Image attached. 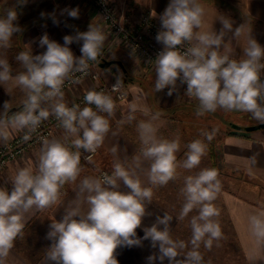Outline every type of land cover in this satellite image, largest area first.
<instances>
[{
    "label": "clouds",
    "instance_id": "clouds-1",
    "mask_svg": "<svg viewBox=\"0 0 264 264\" xmlns=\"http://www.w3.org/2000/svg\"><path fill=\"white\" fill-rule=\"evenodd\" d=\"M27 0H22L26 3ZM20 4V3H19ZM18 4V6H19ZM68 16L78 18L79 9H65ZM205 9L198 0H169L159 15L160 30L155 37L162 45L154 64L155 89H168L172 96L177 82L186 86V94L198 101L197 115L226 112L250 113L264 123V45L251 34L248 35L239 59L222 54L220 49L226 33L233 39L243 35V25L233 27L234 21L221 17L217 32L198 31L203 23ZM18 15L15 8L0 18V49H7L14 33L22 31L15 23ZM64 43L51 40L47 33L39 38V46L46 50L33 55L29 51L18 54L16 59L24 71L14 77L17 85L26 93L21 111L5 124L29 133L35 131L43 120L54 115L64 130V139L45 140L39 155L37 169L23 168L18 171L10 190L0 188V264L14 246V241L24 228L23 214L33 207L44 210L58 203L61 189L74 183L81 174V149L94 153L103 143L109 131V119L114 115L115 102L104 92L90 91L84 97L83 108L79 104L69 107L64 102L62 90L65 80L74 72L88 68L87 61L96 60L105 40L99 26L89 25L88 30L75 35H65ZM79 57L70 45L81 43ZM188 45L187 47H184ZM183 49V50H182ZM11 76L7 60L0 59V83ZM120 82L114 87H119ZM47 104L49 107H43ZM94 106V107H92ZM5 113L7 102L3 105ZM135 107L132 113L135 112ZM106 114V115H102ZM126 120L131 123L135 115ZM141 120L137 131L141 148L132 158L130 166L116 162L111 174L103 173L98 178L85 177L80 181L79 193L74 206L68 208L59 221L49 225L46 238L52 243L47 248L46 264H119L115 252L122 246H139L142 240H150L158 248V256H149V264L159 260L163 264H201L198 251L200 244L211 248L214 240L222 237L219 210L214 205L221 190L218 171L205 168L184 179L182 193L185 203L178 219L184 220L193 210L190 219L192 250L177 259L179 251L186 248L184 241L173 240L170 234L172 217L167 213L157 216L156 222L143 229L144 236H137V229L147 213V205L153 198L152 187H145L136 174L148 162V182L152 186H165L178 177V168L192 170L199 166L206 154L207 145L197 139L187 145L186 159L177 161L180 149L178 139H163L157 136L153 121ZM208 141L215 135L204 133ZM29 136L25 135L24 139ZM113 153L116 149H112ZM121 183L127 191L120 190ZM86 203L87 211H82ZM248 231L258 245H264V210L248 217Z\"/></svg>",
    "mask_w": 264,
    "mask_h": 264
},
{
    "label": "crops",
    "instance_id": "crops-1",
    "mask_svg": "<svg viewBox=\"0 0 264 264\" xmlns=\"http://www.w3.org/2000/svg\"><path fill=\"white\" fill-rule=\"evenodd\" d=\"M41 1V0H35ZM44 5L26 2L14 5L12 0H0V18H4L10 9L16 8L18 19L15 21L22 31L14 33L10 40V47L0 49V56L8 57L7 63L10 66L11 76L6 83H0V121L7 123L12 119L16 111L14 108L22 105L26 100V93L15 81L14 77L24 71L22 64L16 59L19 53L29 51L31 47L33 55L40 54L46 50L39 46V38L45 33L51 40L60 44L64 43L65 35H75L77 32L88 30V26H99L102 24L95 15L94 10L84 1L80 0H48ZM119 13L133 12L135 18L143 10L149 11L152 15L159 17L164 11L169 0H112ZM230 5L241 16L234 13L232 8L223 7L213 0H198L204 6L205 15L203 23L198 31L218 32L221 28V17H228L234 21L233 27L243 25V35L239 39H233L231 33H226L221 46V53L228 54L231 58L239 59L243 56V48L249 34H251L261 45H264V0H221ZM51 4V5H50ZM48 5V7H47ZM79 9L78 18L68 16L65 9ZM103 32V30H102ZM103 35L105 36L104 32ZM81 43L70 45L75 56L81 55ZM106 47V38L100 52ZM3 52V53H2ZM99 52V53H100ZM117 59L119 64H110L107 67H99L98 80L84 79L75 86L64 90V102H70L83 90L91 87L97 82L109 83L112 80L125 76V73L133 76L125 81L127 97L115 103L114 115L109 119V131L104 137L102 145L97 153L89 160L80 162L81 174L77 181L67 183L66 191L57 204L40 210L33 207L23 214L24 228L22 235L14 241V246L5 260V264H46L47 248L52 243L46 238L49 225L56 220L59 221L65 211L74 206L79 193L80 181L85 177L98 178V171L107 168L113 171V165L120 162L128 167L132 158L139 155L141 143L137 131V124L141 120H149L151 116L159 113V119L153 121L157 127V136L163 139H178L180 149L176 153L177 161L182 163L186 159L187 145L194 140H201L207 145L206 154L202 157L199 166L192 170L178 168V177L169 181L165 186H152L148 182V162H145L141 169L136 170L143 186L152 187L153 198L151 204L147 205V215L138 228L137 236H144L143 229L150 227L156 222L157 216L167 213L172 217L170 223V234L173 240L184 241L186 248L179 251L177 259L182 260L186 253L192 250L190 219L197 215L193 210L184 220L178 216L185 203L182 188L184 179L188 175H195L205 168L216 169L219 173L218 179L221 182V190L213 201L219 210V216L215 219L219 222L222 237L214 240L212 247L206 248L200 244L198 251L202 256L201 264H264V245H258L248 231V217L258 211L264 210V203L239 193L237 190H227L222 187V171L227 169L230 173L244 172L258 178H264V127L255 130L245 131L234 128L225 132H218L214 135L215 156L213 161L208 147L209 141L204 133H212L205 123V114L196 116L197 121L192 127L190 122L181 123V116H176L167 110L173 105L175 93L168 96V89L157 92L155 89L156 72L148 71L138 59L129 51L114 46L109 50L107 59ZM91 61V60H90ZM178 101L187 106L198 107V101L189 97L186 93H180ZM7 102L8 110L5 113L4 103ZM43 107H49L44 104ZM135 107V112L132 109ZM132 113L135 119L129 123L127 116ZM102 115H106L101 113ZM180 121V122H179ZM189 121V120H188ZM204 121V122H203ZM22 130L15 129L5 124H0V145L10 137L20 133ZM217 132V131H215ZM65 132L60 127L48 139H64ZM43 143L34 146L26 151L19 158L11 161L0 171V188L10 190L15 175L20 169H33L38 165L39 155ZM116 152L113 153L112 149ZM120 190L127 191L121 183ZM87 204H82V211H87ZM119 264H149V256H158V248H153L150 240H142L139 246L118 247L115 252ZM52 264V262H50ZM155 264H160L159 260ZM163 264H168L165 260Z\"/></svg>",
    "mask_w": 264,
    "mask_h": 264
},
{
    "label": "built area",
    "instance_id": "built-area-1",
    "mask_svg": "<svg viewBox=\"0 0 264 264\" xmlns=\"http://www.w3.org/2000/svg\"><path fill=\"white\" fill-rule=\"evenodd\" d=\"M86 2L95 12L96 17L102 24L105 33L107 49L113 46H120L131 52L138 61L150 70H155L154 60L158 52L162 49V45L155 39L157 32L160 30L159 18L152 15L149 11L143 10L135 18L133 12L119 13L112 0H80ZM264 35V34H263ZM185 45L184 47H187ZM183 50V49H182ZM108 50L104 49L99 53L96 60L87 61L88 68L83 71L74 72L67 80H65L62 90L75 86L84 79L98 80L99 65L98 62L107 58ZM264 79V73H262ZM120 82L119 87H114ZM186 91V86L181 85L179 81L177 86ZM90 91L104 92L110 95L114 102H119L127 97V89L124 82L119 79L112 80L109 83L97 82L91 87L83 90L76 95L70 102L66 103L69 107L79 104L81 108L85 105L84 97ZM94 107V106H92ZM60 128L59 122L54 115H50L48 119L43 120L39 127L30 132L28 129L22 130L20 133L10 137L0 145V171L5 168L11 161L22 157L26 151L34 146L48 140L56 130ZM25 135L29 138L24 139ZM98 150V149H97ZM85 152L81 149L80 162L89 161L96 153ZM38 166V165H37ZM33 168V171L37 169ZM103 173L111 174L112 170L102 168L98 171V177ZM66 191L65 186L61 189V195Z\"/></svg>",
    "mask_w": 264,
    "mask_h": 264
},
{
    "label": "rangeland",
    "instance_id": "rangeland-1",
    "mask_svg": "<svg viewBox=\"0 0 264 264\" xmlns=\"http://www.w3.org/2000/svg\"><path fill=\"white\" fill-rule=\"evenodd\" d=\"M12 1H13L14 5L19 4V3L22 4V0H12ZM32 1L36 2L35 0H27V2H32ZM44 1L48 2L47 4H49L48 0H44ZM5 2H6V0H5ZM17 7L15 9H17ZM0 12H4V11H2V9H0ZM105 38L107 39L106 36H105ZM110 48L107 49V47H105L104 49L108 50V52H109ZM126 51H128V50H126ZM101 52H103V50ZM108 56H109V53L107 55V58H108ZM0 59L6 60V59H8V57L5 55H2V56H0ZM10 66L13 67L12 62L10 63ZM147 70L153 71V72L155 71V70H150L148 68H147ZM130 78L132 79L133 76L128 74L125 77V81L126 82L129 81ZM173 92L176 94L174 97V101H173L174 103H173V105H171V108H169L167 111L170 113H174L176 116L177 115L181 116V123H183L184 125L187 124V122H190L188 124V126H190L193 123L196 124V122H198L197 118H196V116H198L196 114L198 107H194V106L189 107V106L182 104L181 102L178 101L179 94L180 93H186L185 90H182L179 87H176V89ZM202 116H200V117L202 118ZM257 122H260V121H257L256 119H254L250 113H245V112H239V111L226 112L222 109H218L214 113H211V112L205 113V123L207 125V128H208V130L217 131V132H215L216 135H218V132H220V131L225 132V131H228L229 129H231L232 127L229 125V123H238L241 125H246V124H253V123H257ZM194 124L191 126L194 127ZM216 159H217V157H216ZM222 173H223V175H222V187H223V189L237 190L239 193H242V194H245L248 196H252V197H254V199L264 203V178H258V177L252 176V175L244 173V172L230 173L225 168H223Z\"/></svg>",
    "mask_w": 264,
    "mask_h": 264
},
{
    "label": "water",
    "instance_id": "water-1",
    "mask_svg": "<svg viewBox=\"0 0 264 264\" xmlns=\"http://www.w3.org/2000/svg\"><path fill=\"white\" fill-rule=\"evenodd\" d=\"M110 64H119L121 65V62L117 59H107V58H103L98 62L99 67H107ZM230 126L234 129L237 130H245V131H250V130H255L258 128H262L264 127V123L262 122H257V123H253V124H246V125H241L238 123H230Z\"/></svg>",
    "mask_w": 264,
    "mask_h": 264
},
{
    "label": "trees",
    "instance_id": "trees-1",
    "mask_svg": "<svg viewBox=\"0 0 264 264\" xmlns=\"http://www.w3.org/2000/svg\"><path fill=\"white\" fill-rule=\"evenodd\" d=\"M214 2H216L217 4H220L221 6H223V7H230V8H232L233 9V11H234V13L236 14V15H238V16H241V14H240V12H238L236 9H234L233 7H231L230 5H228V4H226L225 2H223V1H221V0H213ZM39 1H37L36 3H38ZM40 5H44L45 4V1L44 0H41L40 2ZM39 3H38V5H39ZM47 7H48V5H47ZM242 17V16H241ZM128 74L127 73H125V76L124 77H122L121 78V81L122 82H125V77L127 76ZM131 79V78H130ZM129 79V80H130ZM23 108V104L22 105H20V106H18V107H16V108H14L16 111H19V110H21ZM229 125H230V123H229ZM231 128V127H230ZM208 147H209V150H210V155H211V157H212V159H213V161H215V159H216V156H215V152H214V149H215V140H214V137H213V139L211 140V141H209V143H208Z\"/></svg>",
    "mask_w": 264,
    "mask_h": 264
}]
</instances>
